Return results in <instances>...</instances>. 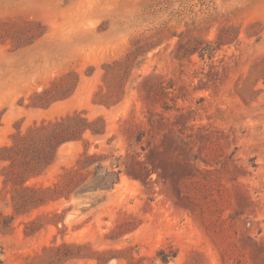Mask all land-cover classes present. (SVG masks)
I'll return each mask as SVG.
<instances>
[{
  "label": "rangeland",
  "instance_id": "374dc122",
  "mask_svg": "<svg viewBox=\"0 0 264 264\" xmlns=\"http://www.w3.org/2000/svg\"><path fill=\"white\" fill-rule=\"evenodd\" d=\"M222 26L230 43L176 56L192 36L215 46ZM145 41L158 43L121 99L98 103L103 64ZM66 74L70 95L29 106ZM74 111L102 117L104 134L62 144L27 182L64 186L76 169L67 198L15 213L0 174V264H96L55 260L46 248L62 243L131 247L146 264L160 248L177 252L167 264H264V0H0V147ZM85 149L92 163L78 167Z\"/></svg>",
  "mask_w": 264,
  "mask_h": 264
},
{
  "label": "trees",
  "instance_id": "16d2710c",
  "mask_svg": "<svg viewBox=\"0 0 264 264\" xmlns=\"http://www.w3.org/2000/svg\"><path fill=\"white\" fill-rule=\"evenodd\" d=\"M232 27L222 26L218 30L215 39V46L211 41H206L200 36H192L187 39H181L178 42L176 56L178 58L188 57L198 53L204 57L207 53L211 55L212 51L223 44L230 43L234 39L228 32ZM158 42L145 41L136 43L124 57L114 60L110 63H104V82L107 84V92H97L95 94L98 103L110 105L121 99L124 92V83L127 80L130 71L140 62L138 58L145 52L157 45ZM66 74L56 81L52 82L49 88L40 93H34L31 96V107H45L51 102L67 97L74 90L77 81L69 84H62ZM111 76H113L111 80ZM105 132V123L102 117L97 116L89 118L84 111H74L59 118L52 120H42L33 122L24 130L16 128V131L10 135V142L0 147V174L3 177V184L9 187L11 205L15 213L27 211L30 208L37 207L61 197L67 198L69 192L66 186L73 184L76 169H68L62 175L65 178L63 186L59 183L53 186H35L28 185L27 182L42 174V172L53 162L57 149L64 143L83 140L86 133L93 136H99ZM94 155H88L85 149L77 160L78 167H88L92 162L88 160ZM104 176L107 178L103 184L105 188L113 186L119 180V172L106 169ZM102 185V186H103ZM101 186V187H102ZM103 187V188H104ZM98 189L94 188L93 191ZM170 248V246H169ZM56 252L55 260L84 259L95 261L96 264H107L110 260L125 259L126 264H146L148 257L139 255L133 256L132 248L126 247L119 250L114 249H93L88 243H62L58 246L46 248ZM177 252L171 249L169 253L165 248H160L156 254L151 257V264L159 260L162 264H167L175 259Z\"/></svg>",
  "mask_w": 264,
  "mask_h": 264
}]
</instances>
